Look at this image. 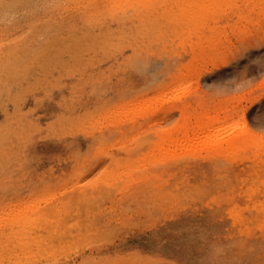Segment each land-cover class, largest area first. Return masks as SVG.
Here are the masks:
<instances>
[{"label": "rangeland", "instance_id": "1", "mask_svg": "<svg viewBox=\"0 0 264 264\" xmlns=\"http://www.w3.org/2000/svg\"><path fill=\"white\" fill-rule=\"evenodd\" d=\"M185 2L0 0V222L30 201V214L47 218L27 230L32 246L13 239L20 222L1 225L0 264H264L254 212L247 230L232 231L207 212L238 172L259 178L264 165L251 159L264 149L237 150L244 162L234 165L215 151L183 156L190 148L173 136L153 147L154 130L184 124L177 108L196 99L201 112L238 111L213 124L221 131L207 147L240 113L264 136V70L243 65H258L259 52L246 63L243 51L264 37V13ZM219 58L231 63L222 78L211 71ZM156 99V115L135 126L140 104Z\"/></svg>", "mask_w": 264, "mask_h": 264}, {"label": "bare ground", "instance_id": "2", "mask_svg": "<svg viewBox=\"0 0 264 264\" xmlns=\"http://www.w3.org/2000/svg\"><path fill=\"white\" fill-rule=\"evenodd\" d=\"M185 1H186L184 3L185 5L190 6V7L193 6L196 8H200L201 10H203L204 6H208V7L210 6L211 12H216L218 10L217 9L218 7L226 6L227 8H231V9L235 8V9L241 11L244 17H246L245 13L255 12L258 15L261 13H264V0H256V1H254V0H185ZM175 4L179 5V2L175 3ZM222 11H223L222 14H224V15L227 14L225 12V9ZM221 16H223V15H221ZM255 42L258 44L255 43V45H250L248 48L245 47L246 49L244 48L245 52L243 51V53H244L243 57H244V59L246 58V63H247V61H250V55H252L256 52H259L261 56L259 57L258 65H256V66H251V64L246 65L245 63L242 62V60L239 61L240 60V58H239L236 62H234V65H231V67L232 66L235 67V65L239 66L240 64L243 63V65H245L244 68L245 67L249 68V70H250L249 72L253 73L256 70V73L258 72L257 74L255 73L256 75H258L260 71L264 70V37H259L258 41H255ZM256 47H259V48H257L258 50L255 49ZM252 59H253V57H252ZM230 64L231 63L228 61L227 58H219L218 60H216L212 63L213 69L211 71L215 70L216 75H219L222 78L223 75L225 76L229 72L231 73V71L229 69L225 70V67H228ZM221 67H224L223 68L224 70L221 71L220 70V69H222ZM233 71H234V69L232 70V72ZM246 71H247L246 74H249L248 70H246ZM248 76H250V75H248ZM221 78L216 79L215 82L219 83L221 81ZM228 84L233 85V83H228ZM232 85H230V86H232ZM161 98H163V97H161ZM158 100H159V98H158ZM156 101H157V99L153 102L145 100L140 104L141 111L139 113H141V115H139L138 123L135 126H137L138 124L142 125L144 123H148L151 121V119L156 115L157 109H155L152 112H149L147 107H150L153 104L157 105V103H155ZM163 101H164V98H163ZM200 104H203V102L201 103V100H198V99L181 101V105L177 109L180 113V117H181L180 119L182 121H186V122L184 124H182L181 126L175 125L174 127L170 128V129L167 128L166 130H164V129L158 128V129L154 130L155 131L154 134L156 136L155 139L157 141L154 142L153 147L159 148V146L162 145V142H163L162 140L165 139L166 136L167 137L173 136V138L175 139V143L178 147L187 146L188 148H190L189 150H187V152L185 154L183 153V156L186 155L187 153H188V156H191L192 154H195V153L200 155V153L203 150L207 153L215 151L218 155L225 156L226 158H230V161L233 162L234 165L238 164L240 162L241 163L244 162L243 159L238 160V156H236L237 150H245L247 148H251L254 150L264 149V147L262 148V143H261V142H264V136H261L260 134H258L257 130H255V132H254L251 128L246 127L245 121H244V116H243L244 115L243 111H241L243 114H241V113L239 114L240 115V117H238L239 120H237L233 126L234 132H230V133H228V135H226V134L220 135L221 138H220L219 142H217L216 144H213L210 147H207V145H208L207 143L210 142L211 137L214 135H217V134L219 135V133L221 131V129L217 130V128H212L213 124L220 122L221 124L223 123L224 126H226V122L232 120L234 115L237 117L236 114H238V111H237V107H234L232 105L233 107H231V108H230V106H229V108L223 107L220 109H219V107H215L212 109L204 108L201 112V111H198L199 110L198 108H196L197 105H200ZM192 119H194L195 122H193ZM262 126H263V124H262ZM13 129L11 131H13ZM70 146H71V144H70ZM180 153L182 154V152H179V154ZM209 154H211V153H209ZM179 156H182V155H179ZM258 156H261V158L262 157L263 158L260 159L259 161H256V158ZM251 162L253 165H264V151L260 152L259 154L256 153V151H255L253 153V157L251 159ZM1 166H2V164H1ZM10 166H11V164H10ZM5 170H6V168H5ZM244 175L245 176L241 177L239 172H238L237 176L234 179H232V178L230 179V182L233 181L232 182V186H233L232 189L222 190L221 192H219V190H218L217 192L212 194V196L209 200V203H208L207 212L211 211L213 209H216L217 210V212H216L217 218L216 219H218V221L224 225L223 228L227 227L230 231L235 230L237 228H241L242 230H247L249 228V222H248L249 219H248V217H246V215L250 214L251 212L252 213L254 212V214H255V217H253L254 221H256L255 226L256 227L264 226V172H258L257 175H259V178H257V179H252V174H250V173H245ZM127 182L129 183V180H127ZM105 184L107 185L108 183L105 182ZM247 190H248V193H247ZM3 191L5 192V190H3ZM244 192H245V194H244ZM38 195L39 194H37V196ZM75 195L77 196V194H75ZM206 195L208 196V193ZM206 195H203L204 196L203 199L206 198ZM32 196H34V195H32ZM54 197H56V196H54ZM74 198H76V197H74ZM96 199L95 200L93 199L92 201H94V202L99 201L100 202V200H98L99 198L97 200ZM100 199H102V198H100ZM73 200H75V199H73ZM92 201H89V202H92ZM33 202H35V201L33 200ZM37 202H35L34 205H36V203L39 204V201H37ZM29 203H32V202L30 201ZM29 203L26 204L27 206H25L26 213L25 214H19L17 216V220L14 218L12 220L6 221L5 223L0 222V226L3 225V228L10 229V230H11V225H13L12 224L13 221L16 220L15 221L16 223L20 222L17 225L18 232L13 233V230H12V233L14 234V236L12 235V237H13V239H15V238L19 239L20 240L19 242L23 241L24 243L23 242H21V243L24 244V247L28 246L30 244L29 243L28 245H25V243H28L30 241L28 239L29 236H27L28 235L27 230L36 226V224H39V227H40V224L46 223V219H47L46 217L41 216V214L43 212L41 214H38L37 218H34L30 213H33L34 210L36 211V209L39 207V205L37 208H35L33 210L34 205L33 206H32V204L29 205ZM101 205L102 204H100L99 206H101ZM81 206H83V205H81ZM86 206L87 205H85L84 207H86ZM84 207H83V209H84ZM58 209H59V207H58ZM79 209H80V207H79ZM32 210H33V212H32ZM80 210H82V209H80ZM61 214L62 213H60V215ZM30 216H32V218ZM66 221H67V219H66ZM98 221L99 220L97 219L96 222H98ZM68 222H70V221H68ZM68 222H66V223H68ZM55 226H56V224H55ZM56 228H58V227L56 226ZM99 229H100V227H99ZM54 230L57 231V229H54ZM114 230L111 232V234L107 233L108 236L114 235ZM104 231H105V229H104ZM248 231H249L248 234H250L251 230H248ZM116 232H117V230H116ZM8 233L10 234L11 232H8ZM30 233L31 232H29V235H31ZM101 233L102 232L97 233V234L101 235ZM8 236H10V235H8ZM36 236L35 237L40 240L38 235H36ZM55 236H56V233H55ZM97 236H99V235H97ZM103 236H104V234H103ZM246 236L253 237L252 234L246 235ZM102 237L100 236V238H102ZM31 238L33 239V237H31ZM38 239H35V240H38ZM26 240H29V241L27 242ZM23 244H21V245H23ZM37 244H39V242ZM29 246H32V243ZM54 250H55V248H54Z\"/></svg>", "mask_w": 264, "mask_h": 264}, {"label": "snow or ice", "instance_id": "3", "mask_svg": "<svg viewBox=\"0 0 264 264\" xmlns=\"http://www.w3.org/2000/svg\"><path fill=\"white\" fill-rule=\"evenodd\" d=\"M261 124H264V121H261Z\"/></svg>", "mask_w": 264, "mask_h": 264}]
</instances>
